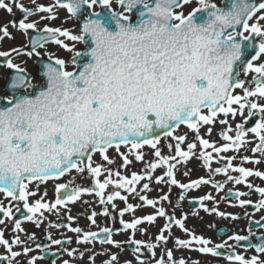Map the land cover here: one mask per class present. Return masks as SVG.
<instances>
[{
  "label": "snow or ice",
  "instance_id": "obj_1",
  "mask_svg": "<svg viewBox=\"0 0 264 264\" xmlns=\"http://www.w3.org/2000/svg\"><path fill=\"white\" fill-rule=\"evenodd\" d=\"M192 2L193 0H56V6L66 9L69 18L83 17L79 34L74 35L67 29L47 26L37 29L36 22H26L35 13H52L51 7L36 5L33 11L25 8L18 0H11L10 3L0 0V9L12 14L14 6L23 14L18 23L15 20L11 22L12 27L24 34H28L29 30L47 34L31 40L32 51L28 53L29 56H39L36 49L43 48L49 39L73 53L71 63L74 68L71 71L67 70L66 61L59 58L43 66L42 76L46 79V86L37 91V84L33 83L32 77L23 68L13 63L11 54L0 52V57L8 58L4 67L14 71L0 95V192L12 200L23 202V208L32 214L26 219L33 220L37 213L42 215L41 210L51 211L57 206L74 203L82 193L93 191L100 197L101 204H111L114 209V200L125 201L126 207L119 212L123 217L126 212L134 211V206L127 203V197L122 196L120 191L112 192L105 199V189L112 185L130 194L135 193L136 184L146 178L151 179V173L157 168L166 169L163 176L156 177L158 184L165 182L181 190H190L212 183L209 179L200 178L183 184L175 178L176 164L187 162L193 157L203 161L210 176L224 174L228 181L236 184L244 183L247 177L253 175L264 179V172L233 167L232 157L220 155L230 149L239 151L242 145L249 142L246 139L249 132L259 139V144L252 151L264 154V103H260L264 101V63H255L264 56V23H261L264 22V2L231 0L230 6L224 10L211 0H195L196 7L185 14L184 6ZM32 3L35 5L36 0H32ZM41 19L51 20L55 16L49 15ZM0 33L3 37L10 36L7 26H0ZM58 37L84 47L76 50L75 45L69 47ZM52 59L50 56L49 60ZM241 72L244 76L253 74V88L245 87V81L239 78ZM235 89H242L243 95L234 94ZM219 115L226 118L240 115L244 123L236 125L235 136L229 134L233 129L226 127L220 133L226 143L217 147L200 136V129L214 124ZM256 116L259 118L255 120L254 126L245 128L248 120ZM219 123L228 125L229 121L220 119ZM180 125H186L196 134L195 139L199 141L201 149L199 156L195 142L187 143V150L182 149L181 145L185 143L186 137L174 134ZM157 130H160L163 137L176 141L175 145H167L169 151L174 150L175 155L162 154L157 147L161 143V135L157 134ZM207 131L211 134V127ZM121 144L131 145L137 161L144 159L143 153L136 151L144 145L155 150L153 155L157 159L146 164L147 171L144 175L132 173L131 178L122 176L119 172L112 173L101 165L93 166L91 153L99 152L108 164H112L113 161L105 153L113 145L118 151ZM205 149H212L220 160L227 159L225 166L211 169L214 157L212 152L204 151ZM85 159L87 164L84 163ZM243 160L247 161L248 157H243ZM123 161L122 166L131 163L127 156H123ZM72 169L77 173L87 171L92 177L94 188L69 189L66 184H57L55 190L58 195L54 203L43 202L41 197L29 204L28 198L35 193L28 190V183L33 180L44 182L58 179ZM229 169L240 175H228ZM105 171L108 175L101 182L98 177ZM113 176L118 179H112ZM165 176L169 178L167 181H164ZM212 186L218 191L223 188L222 184L217 183H212ZM247 186L253 187L251 184ZM148 190L149 185L143 184L141 191ZM255 191L264 197V188H256ZM178 195L180 201L185 199L183 193ZM229 195L238 198L246 193ZM139 199L155 208V214L137 217L130 222L121 219L124 230H132L133 235L137 230L143 233L146 229L138 226L145 222L153 224L157 216L165 217L168 222L159 229L160 234L155 237L157 242H167L168 237L164 233L169 232L174 223L191 237L190 240L175 241L182 248H189L195 243L201 246L197 251L216 256L220 254L217 250L225 247L226 242L216 244L214 248L208 247L211 241L189 232L183 219L168 216L163 207L156 208L159 201L143 195ZM160 199L170 202L168 195ZM199 199L203 202L213 198L205 195ZM250 203L251 201L241 200L240 206ZM258 208H264V199L259 201ZM16 211H20V208L17 207ZM204 211L208 212L209 209L204 207ZM211 211L220 216L226 215L217 212L214 207ZM0 212L8 218L12 217L10 208L0 206ZM102 214L108 215L107 208ZM95 216L96 213L93 212L88 219L95 223ZM231 218L238 219L235 216ZM0 223L3 221L0 220ZM36 223L39 226L38 220ZM69 230L81 233L80 228ZM14 231H23L19 221H16ZM100 232L107 234L100 239L101 244L120 247V243L111 238V229L105 227ZM97 238L98 233L89 231L77 243L90 244ZM229 239L239 242L248 237L233 235ZM20 243L22 241L19 237L12 241V244ZM52 243L59 245L62 241L53 240ZM128 243L135 245V253H140L141 248H145L155 257L153 249L157 244L145 243L133 236H129ZM0 245L11 253L8 259L9 264H12L11 258L20 253L12 251L2 233ZM37 248L41 246L38 244ZM29 251L31 249L25 248L24 254ZM73 251H69L68 255L72 256ZM256 251L264 253V243L256 246ZM225 258L232 264H264L257 256L246 259L242 255H229ZM36 259L32 258L28 264H35ZM116 260L117 256L112 255L105 264H113ZM64 264L68 262L64 261ZM138 264L146 262L138 257ZM154 264H185V261L174 260L172 251L167 250L161 253L160 259L154 260Z\"/></svg>",
  "mask_w": 264,
  "mask_h": 264
},
{
  "label": "flooded vegetation",
  "instance_id": "obj_2",
  "mask_svg": "<svg viewBox=\"0 0 264 264\" xmlns=\"http://www.w3.org/2000/svg\"><path fill=\"white\" fill-rule=\"evenodd\" d=\"M38 52L44 58L49 55L46 54L45 44L43 48L38 49ZM11 59L13 63L19 65L32 77L33 82L35 81L34 75L38 70L35 54L31 56L27 54L25 57L23 55H13ZM69 63L71 64V62ZM8 73L9 69L6 67L1 69L0 95L5 90L4 83ZM253 140L254 138L252 137L251 140L248 138L247 141L249 142L242 145L238 152L230 150L222 152L220 155L225 158L232 157L233 167H244L254 172H264V154L252 151V148L259 144V142ZM222 142L223 144L226 143L223 139ZM127 147L131 150V145ZM159 148L163 155H175L174 150L164 152L163 147ZM136 151L142 152L144 159L137 161L134 152L131 150L133 152L132 157L128 158L131 163L123 167V169L112 167L113 163L108 164L99 152L93 155L92 164L93 166L101 165L103 169H110L112 173L119 172L120 175L128 178H131L132 173L144 175L147 171L146 164L155 161L157 158L153 155L154 151L152 149L143 151L139 149ZM105 155L115 162V166L122 163V159L109 157L111 154L108 152ZM212 155L214 159L210 164L211 169L225 166L227 159L220 160L215 152H212ZM197 156H199V151H197ZM243 157H248V160H243ZM254 161H259V163ZM165 170V168H157L151 173V179L146 178L136 184L135 193L130 194L112 185L105 189V199L112 192L120 191L122 196L127 197V203L134 206V211L126 212L123 217L119 215V212L126 207L125 201L114 200L113 203L116 205L114 209L111 204H101L100 197H97L93 191L92 193H82L80 199L74 203L57 206L56 209L51 211L41 210L42 215L37 213L33 220H28L26 217L32 214L23 208V202L12 200L5 193L0 192V206L12 210V217L8 218L5 216L2 220L3 223H0V233H2L3 239L9 242L12 251L20 253L19 256L11 258L12 264H28V261L34 257L37 258L35 264H53V261H55V264H64V261H67L68 264H105V261H108L112 255L117 256V260L113 264H138V257L144 260L146 264H154V260L160 259L161 253L167 250L172 251L174 260L183 259L185 264H232L225 258L229 255H242L246 259L257 256L259 260L264 261V253L256 251V246L264 243V239H262L264 238V227L261 226L264 225V208H258L259 201L264 199V197H261L255 191L256 188H264V179L253 175L247 177L244 183L236 184L233 181H228L224 174H212L210 176L209 169L204 167L203 161L193 157L187 162L176 164L174 169L175 178L183 184L200 178L209 179L212 183L222 184L223 188L218 191L212 186V183H209L207 185L202 184L199 188L181 190L165 182L159 184L156 182V177L163 176ZM107 175L108 172L105 171L98 179L103 182ZM228 175L238 177L240 174L229 169ZM112 179H118V177L113 176ZM168 179V177H164V181ZM25 182L28 183L27 181ZM145 183L149 185V190L141 191ZM57 184H66L69 189L73 187L94 188L92 177L87 171L77 173L72 169L58 179L53 178L44 182L33 180L28 183V190L35 193L34 196L28 198L29 204L40 200L41 197H43V202L54 203L58 195L55 190ZM248 184L253 185V187L249 188ZM237 192L246 193V195L238 198L229 195V193ZM180 193L185 196L182 201L179 200L178 194ZM140 195L159 201L156 208L163 207L168 216L183 219L185 228L189 232L211 241L208 247L214 248L216 244H225L226 242L225 247L218 249L217 251L220 254L216 256L197 251L196 249L201 246L195 243L189 248H182L175 241L177 239L190 240L191 237L174 223H172L170 231L164 233L168 237L167 242H157L155 237L160 234L159 229L168 222L165 217L157 216L153 224L145 222L138 226V228L146 229L143 233L137 230L133 235L132 230H124L123 225L120 223L121 219L125 222H130L137 217L155 214V208L144 204L139 199ZM164 195L170 197V202L160 199ZM205 195H210L213 199L201 202L199 198ZM241 200L251 201V203L240 206ZM177 203H179V207H177ZM17 207L20 208V211H16ZM204 207H207L209 211L205 212ZM213 207L216 208L217 212L225 213L226 215L220 216L216 212H212L211 209ZM105 208L108 210L107 216L102 214ZM93 212L96 213L94 217L95 223L88 219ZM232 216L238 217V219H232ZM69 217L72 219L69 220ZM37 220L39 221V226H37ZM16 221L20 222L23 231H14ZM257 221L260 223L258 224ZM54 225L60 226L55 227ZM64 225H68V227H64ZM105 227L112 230L111 238L119 242L120 247L99 242L100 239L107 235L100 232V229ZM69 228H80L81 233L77 234L70 231ZM89 231L98 233V238L90 244L77 243V240L81 239L83 234ZM233 235L246 236L248 239L239 242L230 240L229 237ZM129 236H133L134 239L145 243L157 244V247L153 249L155 257L145 248H141L140 253H135L133 251L135 245L128 243ZM17 237L20 238L22 243L12 244V241ZM29 237H34V239H29ZM53 240H60L62 243L56 245L52 243ZM38 244L41 248H37ZM25 248H29L31 251L24 254ZM69 251H73L72 256L68 255ZM10 257L11 253L3 245H0V264H9L8 258ZM90 257L92 258L90 259ZM163 258L167 260L166 256Z\"/></svg>",
  "mask_w": 264,
  "mask_h": 264
},
{
  "label": "rangeland",
  "instance_id": "obj_3",
  "mask_svg": "<svg viewBox=\"0 0 264 264\" xmlns=\"http://www.w3.org/2000/svg\"><path fill=\"white\" fill-rule=\"evenodd\" d=\"M21 3L25 8L32 9L34 11L36 5H42L44 7H51L53 9L52 13H35L34 15L28 17V20L26 22H36L37 23V29H41L42 27L44 28L45 26L47 27H55V28H61V29H67L69 30L72 34H79L75 25V22L73 18H69V14L65 9L59 8L56 6V0H36V4L34 5L32 3V0H20ZM223 0H211L212 3L216 5H221ZM8 2V1H6ZM10 3V2H8ZM115 8L116 6L113 5ZM196 7L195 0L190 5H186L183 8V12L187 14L189 11L192 10V8ZM49 15L55 16V19H41V17H48ZM23 16H20V12L17 8L13 6V12L12 14L7 13L6 10L0 9V26H7L8 32L10 33L9 37H3V34L0 33V51H7V52H13V49H17L23 44L26 43V36L24 33L19 31L17 28L12 27L11 22L13 20L18 21L22 19ZM61 40L64 41L65 44H67L69 47H73L75 45L76 50H80L83 48L82 44L75 43L73 41H70L64 37L60 38ZM46 54H49L53 58H59L63 59L66 61V66L67 69L73 68V65H71L70 59L73 53L66 51L64 48L60 47V45H57L55 43L49 44L46 46ZM25 57V56H24ZM255 63H264V56H262L258 61ZM1 73V69H0ZM252 75L249 74L248 76H244L243 73L241 72L240 79L245 81V87L253 88L255 85L252 82ZM234 94L237 95H243L242 89H235ZM260 103H264V101H260ZM234 107H237L234 105ZM206 111V110H205ZM247 115V111H245V116ZM259 117H252L248 120V122L245 124V128H250L254 126L255 120L258 119ZM220 119H228L229 123L228 125H221L219 123ZM238 123H244L243 118L240 115H237L235 118L229 116V117H224L223 115H219L216 122L212 125H206L202 126L200 129V136L204 139L209 140L210 143L214 144L217 147H220L223 145L222 138L220 133L226 128V127H231L233 131L229 133L232 136H235V128ZM211 127L212 131L211 134L208 133L207 129ZM175 135H183L186 137V140H188L185 144L181 145V147L185 150L187 143L195 142L197 144V151H200L201 149L199 148V141L195 139V133L186 128L185 126L183 127H178L175 129L174 132ZM251 137L254 138L253 141L259 142V139L252 135L250 136L249 133L246 135V139L249 138L251 140ZM169 140L167 143H171L175 145L176 141L171 140V138H166L163 137L161 139V143ZM174 143H173V142ZM206 151H212V149H205ZM204 150V151H205ZM231 150V149H230ZM229 150V151H230ZM232 152H238L235 150H231ZM240 151V150H239ZM115 156V155H114ZM116 157V156H115ZM124 162H122L120 165L115 166V162H113L112 167H116L118 169H123Z\"/></svg>",
  "mask_w": 264,
  "mask_h": 264
},
{
  "label": "water",
  "instance_id": "obj_4",
  "mask_svg": "<svg viewBox=\"0 0 264 264\" xmlns=\"http://www.w3.org/2000/svg\"><path fill=\"white\" fill-rule=\"evenodd\" d=\"M223 2H224V6L222 7V9L227 10V7L230 6V4H231V0H224ZM249 2L250 3H259V0H249ZM77 20H79L80 24L83 23L82 17H80ZM237 27H238V29L240 28V26H237ZM30 48H32V45L30 46ZM252 54H254V53H252ZM38 63L40 64L38 75L41 76L42 81L39 84H37L38 87L36 90L40 91L46 86V79L42 76V66H44L47 63H53V62L51 60H44V62H43V60H39ZM157 134L161 135L162 133L160 132V130H157ZM84 161H86V159Z\"/></svg>",
  "mask_w": 264,
  "mask_h": 264
}]
</instances>
